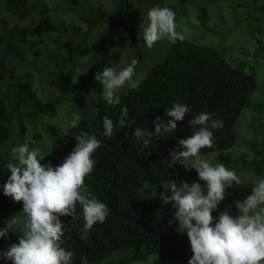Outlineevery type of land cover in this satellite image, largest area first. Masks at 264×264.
Instances as JSON below:
<instances>
[{
  "label": "trees",
  "instance_id": "16d2710c",
  "mask_svg": "<svg viewBox=\"0 0 264 264\" xmlns=\"http://www.w3.org/2000/svg\"><path fill=\"white\" fill-rule=\"evenodd\" d=\"M183 2L185 0L177 3L170 0H0V143L10 134L6 121H14L20 134L25 135L23 118L33 127L31 139L35 142L40 139L37 120L42 114L56 112L63 101L60 95L52 102L42 103L43 98L36 92L35 81L44 78L43 72L51 65L55 67L53 72H61L68 62L69 98L85 103L88 97L96 110L94 116L81 121L78 128H71V134L74 138L80 131H87L100 141L94 157L96 167L85 183L110 211L104 223L95 224L87 236H83L80 231L84 223L82 209L76 205L75 216L67 219L73 231L64 232L62 237V247L74 253L72 264L84 261L99 264L113 253L124 250H131L133 259L119 264H145L148 257L155 260V264H179L191 259L187 234L178 231V222L170 224L175 210L164 204L160 195L168 191L170 180L177 179V184L186 181L203 185L204 182L199 181L194 169L184 167L181 161H177L178 166H171V172L153 171L148 164L151 162L149 152L140 151V144L133 136L138 127L155 131L152 122L157 117L167 120L164 114L174 103L187 105L188 116L178 122L176 132L158 138L153 136L147 149L157 153L163 161L171 162L169 153L180 148L178 140L192 134L189 120L201 112H208L214 119L222 120L223 127L213 130L212 147L201 149V152L219 151V162L237 174L250 171L254 179L264 177V120L259 118L264 116V102L252 107L255 115L249 120L254 128L249 126L251 136H243L245 153L228 152L241 129L239 116L250 107L253 92L263 91V87H259L252 76L229 66L216 47H205L189 40L170 43L165 58H154L140 82L119 96V105H108L98 96L102 93V85L94 79L96 72L105 67L117 69L123 58L129 61L131 57L136 58L133 51L142 36L141 26L148 21V10L159 5L174 12ZM197 6L193 22L208 28L219 38V47L224 49L223 36L217 32L216 23L208 21L207 7L217 8L216 2L206 0ZM79 8L87 15L82 17L84 27L66 21L57 24L51 15L56 10L63 15L79 13ZM223 20L221 17L219 25L223 26ZM257 21L256 27L248 29V34L260 42L258 37L262 30L260 20ZM121 29L127 30L128 35H120ZM38 61L42 63L41 68L36 67ZM14 62H24L28 69L17 73L12 66ZM75 75L79 76L78 82L73 80ZM79 94L81 97L77 98ZM203 103H207L206 106ZM124 107L128 109V117L126 126L121 128L118 120ZM106 116L115 124L110 138L103 134L102 121ZM246 153L251 154L250 160ZM9 160L10 157L0 166V181L10 175L4 167ZM145 184L154 187L150 192L151 200L140 191ZM233 186L227 189L228 195L212 213L213 217L226 208L233 216L238 214L234 201H242L241 189L233 192ZM251 190L252 187L245 189L246 197ZM10 204V197L0 195L1 210L10 209Z\"/></svg>",
  "mask_w": 264,
  "mask_h": 264
},
{
  "label": "clouds",
  "instance_id": "9594fccd",
  "mask_svg": "<svg viewBox=\"0 0 264 264\" xmlns=\"http://www.w3.org/2000/svg\"><path fill=\"white\" fill-rule=\"evenodd\" d=\"M170 1L177 3L179 0ZM214 1L217 5L214 8L217 9L216 14L223 19L225 14H243L242 23L232 21L231 25H225L223 20V27L217 19L209 18L208 13L209 23H216L217 32L221 33L220 37L223 36L224 49L219 47V38L214 37L208 28L193 22L194 19L190 20L188 26L193 33L188 39L176 31L175 14L187 9L189 4L196 8L191 11L194 18L198 10L197 1L185 0L174 12L169 7L154 6L147 12L148 23L141 26L146 48L143 46L138 50L139 46L136 47V58L131 57V61L123 58L117 69L105 67L96 72L94 79L102 85V93L98 95L102 101L112 106L119 105V96L140 82L154 58H165L170 43L189 40L205 47H216L229 66L252 76L257 85L263 87V91L253 92L250 107L238 118L241 129L244 125L253 129L254 124H250L251 119L249 120L255 115L252 107L264 100V40H261L264 34V0ZM250 16L255 18L254 26L248 19ZM257 19L260 20L262 30L258 37L260 42L248 34L249 28L256 27ZM81 20V25L77 26L84 27V20ZM124 21L126 25L127 21ZM195 29L200 30L203 35L198 36ZM124 31L128 35V31ZM251 32L256 34L254 30ZM209 37L218 41L213 43ZM164 39L168 42L162 46L161 41ZM251 65L259 68L262 80H257L250 73ZM68 66L69 63L66 62L63 69ZM62 71L56 70L53 76L45 74L42 78V83L45 80L50 82L48 87L55 86L56 92L41 102H52L60 95L63 101L56 112L42 114L41 119L37 120L40 133L37 142L31 139L33 127L30 121L27 122V118H23L26 130L24 136L20 134L14 121H6L10 134L0 143V166L10 157L11 160L4 165L10 175L1 178L0 195L10 197L11 204L8 210L0 209V264H72L74 253L62 247V237L64 232L73 231L67 219L75 216L76 205L79 204L82 209L84 223L80 231L83 236H87L95 224L104 223L110 211L108 205L96 198L85 183L96 167L94 157L101 146L100 141L87 131H80L74 138L71 134V128H78L80 122L94 116L96 110L88 97L85 103L69 98L66 78L69 68L64 73ZM73 80L78 82L79 76L75 75ZM36 92L40 96L41 89L37 88ZM80 97L81 94L77 96ZM206 104L203 103L204 106ZM189 112L187 105L174 103L164 114L168 117L167 120L157 117L152 122L155 131L139 127L133 131V136L140 144L139 150L149 152L151 162L148 164L153 171L171 172V166H178L177 161H181L184 167L194 169L199 181L204 182L203 185L200 182L189 184L186 181L177 184V179L170 180L168 191L160 195L163 203L175 210L170 224L178 222V231L186 232L190 243L188 254L192 256L191 259L179 264H264V177L254 179L250 171L237 174L234 169L219 162V151L201 152V149L212 147L213 130L223 127L222 120L214 119L213 114L208 112H201L191 118L188 126L193 129L192 134L178 140L180 148L169 153L171 162L163 161L157 153L147 149L153 136L158 138L160 135L176 132L178 122H182ZM127 117L128 109L124 107L118 120L119 127L126 126ZM259 118L264 120V116ZM102 125L103 134L110 138L115 127L114 121L106 116ZM241 129L236 134L233 146L228 149L231 154L246 151V145L241 146L245 135ZM247 136H251V133ZM246 154L250 160L251 154ZM212 155L217 156L215 164L209 161V156ZM189 158H194V161L188 162ZM232 186L233 192L241 189L239 193L242 201H234L238 214L233 216L226 208L217 217H213L212 213L218 210V206L228 195L227 189ZM250 187L251 194L246 197L245 189ZM142 189L147 191L144 196L150 198L154 187L145 184ZM120 253L122 258L118 264L127 262V258L133 259L134 253L131 250ZM112 255L101 263L108 264Z\"/></svg>",
  "mask_w": 264,
  "mask_h": 264
},
{
  "label": "rangeland",
  "instance_id": "374dc122",
  "mask_svg": "<svg viewBox=\"0 0 264 264\" xmlns=\"http://www.w3.org/2000/svg\"><path fill=\"white\" fill-rule=\"evenodd\" d=\"M192 2H193V0H191ZM194 1H197L199 4L200 3H204L206 0H194ZM197 3V4H198ZM184 10V11H183ZM183 10H179L178 12H177V14H175V24H176V31L177 32H179V33H181V34H183L184 35V38H189L190 37V35H192L193 33H191L192 31L188 28V26H189V24H190V20H192L193 18V13L191 12L192 10H196V8L195 7H191L189 4H188V6H187V9H183ZM216 12H217V9H214L213 7H208V13H209V18H211V19H213V20H215V19H217L218 21H219V19H220V15H218V14H216ZM85 16V15H84ZM181 16H183V17H181ZM185 16H186V20H185ZM224 16V24L225 25H231V22L232 21H234V23H242V19H243V14H242V12H238V13H234V14H229V15H223ZM256 17V16H255ZM57 18V17H56ZM63 18V17H62ZM249 20H250V22H252L253 23V26L255 25V18H254V16H250L249 18H248ZM64 20H66V21H71L72 20V16H70V15H67V16H64ZM143 20H144V18H143ZM148 23V21L146 22V23H143L142 25H146ZM236 28H238V27H236ZM263 30H264V28H263ZM119 33H120V35H127V32L126 31H124V30H119ZM195 33L198 35V36H202L203 34L201 33V31L200 30H197V29H195ZM114 35V34H113ZM112 35V36H113ZM210 39L209 40H211L213 43H216L218 40H216L215 38H213V37H209ZM139 44H138V46H139V48H138V50L141 48H143V46L146 48V46H145V42L143 41V38H142V36H139ZM201 40H203V39H201ZM261 40H264V34H263V36H262V38H261ZM168 41L166 40V39H164V40H162L161 41V45L162 46H165V44L167 43ZM137 50V51H138ZM136 51V52H137ZM136 52H134L133 51V53L135 54ZM227 54V53H226ZM253 65H251V67H252ZM250 73L257 79V80H262V74H261V72H260V70H259V68H257V67H252V69L250 70ZM254 101H256V99L254 100ZM263 102H264V100H262ZM244 131V132H243ZM241 132L243 133V134H245V135H249V133H250V131H249V125H244V126H242V129H241ZM242 139V138H241ZM243 145V141H241V146ZM203 157V156H202ZM203 158H205V157H203ZM216 158H217V156L216 155H212V156H209V161H211L213 164H215L216 163ZM188 162H191V161H194V158H189L188 160H187ZM141 192L143 193V195H146V193H147V191L145 190V189H142L141 190ZM150 199V198H149ZM151 200V199H150ZM128 257H130V256H128ZM122 258V256H121V253L120 252H115V253H113V255H112V257L109 259V261H108V264H118V261L120 260ZM149 260H151V261H149ZM127 261H128V263L129 262H131V259L130 258H127ZM144 263L145 264H155L156 263V261L155 260H153V259H149V257L144 261ZM99 264H104V263H101V262H99ZM132 264H141V262H133Z\"/></svg>",
  "mask_w": 264,
  "mask_h": 264
},
{
  "label": "crops",
  "instance_id": "0c3cea01",
  "mask_svg": "<svg viewBox=\"0 0 264 264\" xmlns=\"http://www.w3.org/2000/svg\"><path fill=\"white\" fill-rule=\"evenodd\" d=\"M78 12L79 13L70 12L68 14L63 15L62 13H60V10H56L51 15H52V18L54 19L55 23H57V24L61 23L62 21H66V20H64V16L70 15V16H72V20L71 21H66L67 23H75L76 25H81L82 17L86 18L87 15L82 12V8H79ZM57 38H59V37L57 36ZM13 64L14 65H12V66L15 68L17 73H21L22 74L24 71H26L28 69V65H26V63H24V62H14ZM36 67L41 68L42 67V63H40L38 61ZM54 70H55V67L53 65H51V66L48 67V70L43 72V73L47 74L48 76H53L54 75V72H53ZM67 70H68V68L65 67L63 69L62 73L66 72ZM33 73H36V71H34ZM35 82L37 83L36 87L41 89L40 96L43 98V100L48 99L50 94H53V93L56 92V87L55 86H53L54 88L53 87H48L49 86L48 83H50V82L45 80V83H42V78L41 77L39 79H37Z\"/></svg>",
  "mask_w": 264,
  "mask_h": 264
}]
</instances>
